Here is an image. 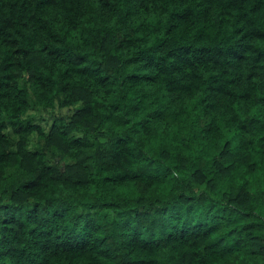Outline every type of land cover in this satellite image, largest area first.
<instances>
[{"label": "trees", "instance_id": "16d2710c", "mask_svg": "<svg viewBox=\"0 0 264 264\" xmlns=\"http://www.w3.org/2000/svg\"><path fill=\"white\" fill-rule=\"evenodd\" d=\"M0 264H264V0H0Z\"/></svg>", "mask_w": 264, "mask_h": 264}, {"label": "rangeland", "instance_id": "374dc122", "mask_svg": "<svg viewBox=\"0 0 264 264\" xmlns=\"http://www.w3.org/2000/svg\"><path fill=\"white\" fill-rule=\"evenodd\" d=\"M36 119H39V117H36Z\"/></svg>", "mask_w": 264, "mask_h": 264}]
</instances>
